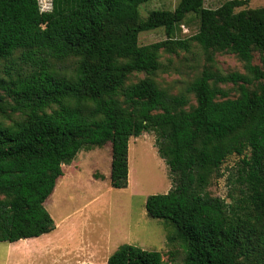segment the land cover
Here are the masks:
<instances>
[{
	"label": "trees",
	"instance_id": "16d2710c",
	"mask_svg": "<svg viewBox=\"0 0 264 264\" xmlns=\"http://www.w3.org/2000/svg\"><path fill=\"white\" fill-rule=\"evenodd\" d=\"M149 1L52 0L43 11L39 0H0V113L19 114L11 124L0 120V242L56 229L45 201L63 162L85 145L111 142L110 184L128 187L129 141L153 131L175 185L148 196L146 210L174 226L168 243L181 246L182 264H264V6L180 0L143 18ZM190 12L198 31L174 38ZM160 27L165 39L139 44L140 33ZM195 45L209 65L180 93L161 88L154 76L162 54ZM217 52L235 54L246 73L214 70ZM229 82L237 97L220 86ZM233 155L228 196L211 195L212 179ZM177 253L169 250V260ZM107 264L167 262L161 251L123 244Z\"/></svg>",
	"mask_w": 264,
	"mask_h": 264
},
{
	"label": "rangeland",
	"instance_id": "374dc122",
	"mask_svg": "<svg viewBox=\"0 0 264 264\" xmlns=\"http://www.w3.org/2000/svg\"><path fill=\"white\" fill-rule=\"evenodd\" d=\"M179 1L151 0L140 6L141 16L146 18L154 9L173 10ZM225 1L204 0V7L215 9ZM39 3L43 11L52 7V0H39ZM262 6L264 0H251L247 8ZM198 29V14L190 12L175 25L172 36L187 38ZM166 37L163 27L147 30L140 33L139 44H150ZM214 59L212 67L218 72L246 73L244 62L235 54L217 52ZM161 61L163 67L154 78L161 88L175 94L182 92L209 65L203 51L196 45L190 52L163 53ZM253 63L262 64L259 52H255ZM5 64L4 60H0L1 77L5 76ZM144 76V73L135 74L132 79L136 81ZM220 86L229 91L230 97L239 95L238 86L231 82L221 83ZM192 103L195 104L194 97ZM17 118L18 113H0V120L6 124H11ZM111 161L112 144L106 142L85 145L73 159L63 162L61 167L65 176L45 201L56 229L16 243L0 242V264H107L110 255L123 244L161 251L167 264H182L183 249L179 244L172 247L168 243V236L174 233V226L149 216L146 210L148 196L167 193L175 185V175L158 152L155 132H145L139 137H131L129 141L128 187L111 186ZM238 162L239 157L236 155L225 161L221 168L223 176L214 177L211 181V195L222 198L228 196L231 190L228 178ZM173 248L178 253L175 261H170L168 251Z\"/></svg>",
	"mask_w": 264,
	"mask_h": 264
},
{
	"label": "crops",
	"instance_id": "0c3cea01",
	"mask_svg": "<svg viewBox=\"0 0 264 264\" xmlns=\"http://www.w3.org/2000/svg\"><path fill=\"white\" fill-rule=\"evenodd\" d=\"M65 175L62 176V178L64 177ZM63 181V180H62ZM45 235V234H44Z\"/></svg>",
	"mask_w": 264,
	"mask_h": 264
},
{
	"label": "clouds",
	"instance_id": "9594fccd",
	"mask_svg": "<svg viewBox=\"0 0 264 264\" xmlns=\"http://www.w3.org/2000/svg\"><path fill=\"white\" fill-rule=\"evenodd\" d=\"M43 10V9H42ZM51 9L49 8V11H50Z\"/></svg>",
	"mask_w": 264,
	"mask_h": 264
}]
</instances>
